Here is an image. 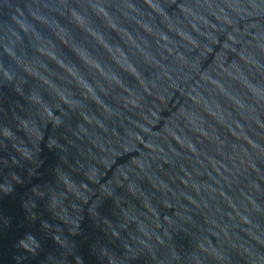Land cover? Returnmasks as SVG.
Returning <instances> with one entry per match:
<instances>
[{
    "label": "water",
    "instance_id": "1",
    "mask_svg": "<svg viewBox=\"0 0 264 264\" xmlns=\"http://www.w3.org/2000/svg\"><path fill=\"white\" fill-rule=\"evenodd\" d=\"M76 257L264 264V0H0V264Z\"/></svg>",
    "mask_w": 264,
    "mask_h": 264
},
{
    "label": "clouds",
    "instance_id": "2",
    "mask_svg": "<svg viewBox=\"0 0 264 264\" xmlns=\"http://www.w3.org/2000/svg\"><path fill=\"white\" fill-rule=\"evenodd\" d=\"M27 240H32L34 242V246H27ZM19 246L24 248L25 251L32 252L33 254H35L36 248H38L40 245L33 235L27 234L26 237L19 242ZM75 259L78 261V264H84L83 259L81 257H76Z\"/></svg>",
    "mask_w": 264,
    "mask_h": 264
}]
</instances>
